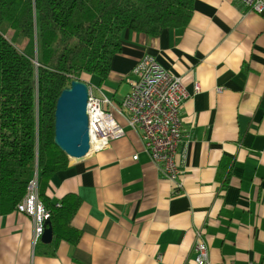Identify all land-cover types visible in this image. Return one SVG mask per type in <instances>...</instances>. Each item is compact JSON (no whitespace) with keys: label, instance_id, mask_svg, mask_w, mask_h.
<instances>
[{"label":"crops","instance_id":"1","mask_svg":"<svg viewBox=\"0 0 264 264\" xmlns=\"http://www.w3.org/2000/svg\"><path fill=\"white\" fill-rule=\"evenodd\" d=\"M144 56L181 77L190 94L199 87L180 113L182 188L157 172L139 133L114 114L124 136L69 160L46 190L53 202L81 199L72 220L79 243L34 241L31 218L13 211L0 216V264H194L197 231L211 263L264 264V116L255 113L264 94V13L239 0H193L182 30H126L104 81L118 91L116 105Z\"/></svg>","mask_w":264,"mask_h":264},{"label":"trees","instance_id":"2","mask_svg":"<svg viewBox=\"0 0 264 264\" xmlns=\"http://www.w3.org/2000/svg\"><path fill=\"white\" fill-rule=\"evenodd\" d=\"M192 13L193 0H0V216L16 211L37 177L51 242L79 243V196L46 194L69 162L53 141L56 101L72 81L109 77L126 30L158 37L184 29Z\"/></svg>","mask_w":264,"mask_h":264},{"label":"built area","instance_id":"3","mask_svg":"<svg viewBox=\"0 0 264 264\" xmlns=\"http://www.w3.org/2000/svg\"><path fill=\"white\" fill-rule=\"evenodd\" d=\"M239 1L248 11L264 13V0ZM132 74L134 79L130 91L118 106L102 91L87 85V115L91 136L89 155L105 149L110 141L124 136L122 126L114 116L120 115L128 127L139 133L144 150L157 172L170 181L175 190H180L185 173L183 160L186 143L180 113L185 102L199 92V87L196 85L194 94H190L181 77L168 72L151 56L141 58L133 67ZM255 113L264 116V94ZM16 211L31 218L34 241L40 239L45 221L49 220V212L38 198L37 177L29 183L27 193L17 205ZM191 250L195 255L194 264H238L211 263L200 231L196 232ZM243 264L258 263L249 261Z\"/></svg>","mask_w":264,"mask_h":264},{"label":"water","instance_id":"4","mask_svg":"<svg viewBox=\"0 0 264 264\" xmlns=\"http://www.w3.org/2000/svg\"><path fill=\"white\" fill-rule=\"evenodd\" d=\"M88 88L82 81H72L61 91L54 111V144L70 161L79 162L89 156L91 136L87 115ZM53 232L49 220L40 241L49 244Z\"/></svg>","mask_w":264,"mask_h":264},{"label":"rangeland","instance_id":"5","mask_svg":"<svg viewBox=\"0 0 264 264\" xmlns=\"http://www.w3.org/2000/svg\"><path fill=\"white\" fill-rule=\"evenodd\" d=\"M82 79H87L85 81V84H87L89 87H92V85L89 83V80L92 84H94V86L99 89L100 91L103 92V94H105L109 99L112 98L115 96L116 99H119V94H118V91H116L115 87L113 85H109V84H105L104 82L103 83H99L98 80L93 77V76H87V77H83ZM96 94L99 96V92L96 90ZM111 99V100H112ZM113 101V100H112ZM115 102V101H114ZM113 102V103H114ZM116 103V102H115ZM114 103V104H115ZM116 105V104H115ZM118 106V104H117Z\"/></svg>","mask_w":264,"mask_h":264}]
</instances>
